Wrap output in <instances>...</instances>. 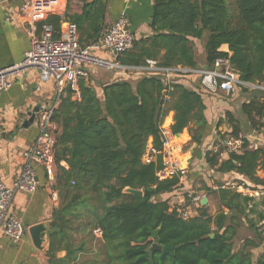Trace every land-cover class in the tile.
<instances>
[{"label": "trees", "instance_id": "16d2710c", "mask_svg": "<svg viewBox=\"0 0 264 264\" xmlns=\"http://www.w3.org/2000/svg\"><path fill=\"white\" fill-rule=\"evenodd\" d=\"M105 13L106 0H90L80 12L66 11L64 17L49 13L37 23V32L49 25L57 38L62 22L69 21L77 27L78 43L91 45L107 28ZM150 28V36L134 38L117 56L119 64L141 67L154 60L159 67H194L191 38L207 33L208 64L226 57L240 81L264 83V0H153ZM222 44L228 45L229 54L219 50ZM124 72L100 85L101 96L92 80L81 79L78 97L65 89L52 113L59 202L50 220L55 231L46 250L49 263L78 264L87 235L98 242L96 253L85 259L89 264H264V197L255 200L222 184L217 189L205 186V194L216 196L226 210L211 214L199 204L197 213L185 218L178 209L192 204L187 195L181 206L161 199L181 185L178 174L157 176L160 154L143 161L149 139L152 149H162V124L170 111L171 132L187 128L191 141L200 142L206 125L201 95L175 80H162L160 74ZM256 97L242 105L253 125L254 116L264 114V103ZM238 133L234 127L231 135ZM224 155L220 159L219 152L207 150L205 162L218 172L237 174L241 179L236 181L249 189H264V178L256 175L257 169L264 171V149H250L244 140L241 150ZM156 228L159 245L174 247L172 253L150 249V231ZM240 231L248 234L241 236ZM236 241L241 243L237 247ZM257 249L256 257L252 251ZM62 250L65 255L57 257Z\"/></svg>", "mask_w": 264, "mask_h": 264}, {"label": "crops", "instance_id": "0c3cea01", "mask_svg": "<svg viewBox=\"0 0 264 264\" xmlns=\"http://www.w3.org/2000/svg\"><path fill=\"white\" fill-rule=\"evenodd\" d=\"M88 1L90 0H59V7L54 13L64 17L66 11L70 13L80 12L82 4ZM19 2L20 0H0V68L20 61L29 47L28 30L30 28H34L38 33V22L31 23L18 13ZM152 10L153 0H106L105 23L108 27L120 15L124 14L128 19L129 29L134 33L135 39L148 37L153 33L150 28ZM206 37L207 33L199 39L191 38L195 66L179 67L203 70L211 66L206 62L204 49ZM219 50L229 54L227 44H222ZM93 53L105 57L104 51L95 50ZM154 62L156 63V61ZM109 71L111 73L103 78V82L89 77L100 96L102 93L101 84L112 81L116 76L126 75L123 70ZM145 73H148V71L136 72L137 75ZM171 79L201 95L206 125L202 138L197 144L191 141L187 128L177 134L171 132L172 111L165 117L162 126L168 132V135L172 136L171 142L176 145L174 156L179 159L184 169V175L181 185L171 192L161 194V199H167L171 206L183 205L186 194L194 192L199 194L201 199L206 196L205 205L209 213L215 214L219 210H226L216 196L214 199L207 196L204 188L206 186L217 189L218 184L228 186L230 183L241 179V177L231 172H218L209 167L205 162L204 155L207 150L212 148L211 146L219 135H231L234 127H238L239 134L244 137L250 149H264V124L260 121L261 117L254 116L253 113L252 115L256 119V124L253 125L242 109V105L248 103L254 96H257L256 100L264 103V90L254 86L262 83H247L248 86L237 85L233 91L226 92L222 89L216 91L204 89L199 76L193 72L171 75L168 81ZM53 89L51 81H39L37 73L30 71L23 77L14 79L8 89L0 92V182L7 186L12 185L13 180L22 168L23 150L34 141L38 134L36 112L32 120H29V113L35 107L39 108L40 103L43 101H49ZM78 94H73V98L78 97ZM151 149V139H149L146 150L150 151ZM224 158V153H221L220 159ZM143 161H147L144 155ZM61 165L66 166L64 162H61ZM35 168L39 180L38 188L30 194L16 192L9 208L10 214L23 223L25 227L24 236L19 242L15 243L4 237L0 231V264H50L46 251L38 250L33 246L27 228L40 222L50 221L52 210L57 207L59 197L58 191L54 187L55 183H47L44 169L39 165ZM256 175L263 179L264 171L257 169ZM241 190L243 189L237 191L241 192ZM241 193L253 196L255 200L264 197V189H248ZM199 204L201 205L200 202ZM187 207L192 214L197 213V204H191ZM258 207L263 209L261 205ZM80 238L79 235L77 240ZM83 239L86 240V249L80 255L78 264H89L86 263L85 259L96 253L95 248L98 242H90L87 235H84ZM252 252H255V256L260 254L259 249ZM64 255L65 251L63 250L56 253L57 257H63Z\"/></svg>", "mask_w": 264, "mask_h": 264}, {"label": "built area", "instance_id": "2783aa9c", "mask_svg": "<svg viewBox=\"0 0 264 264\" xmlns=\"http://www.w3.org/2000/svg\"><path fill=\"white\" fill-rule=\"evenodd\" d=\"M59 0H20L18 13L31 23L39 22L49 14L57 11ZM29 47L24 52L20 61L0 68V92L8 89L14 79L23 77L30 71H35L39 81H51L53 83V94L49 101L40 103L36 112V126L38 134L34 141L22 152L23 165L12 185L7 186L0 182V231L3 236L11 242H19L25 233L23 223L12 214L9 208L16 192L33 193L39 186V180L35 166L44 169L48 184L54 182L56 164L54 160L55 134L57 125L51 119L54 109L58 106L65 89L70 88L74 95L78 92V82L83 79L87 81L91 71L95 67L106 70H133L148 71V73L160 74L162 80L168 81L171 75L186 74L193 72L200 78L202 87L209 91L222 89L226 92L233 91L236 86H248L239 80L236 72L231 68L226 57L216 58L211 66L203 70H192L181 67H159L154 61H147L146 66L129 67L117 62V56L129 49L135 38L129 29L128 19L122 14L111 25H109L99 42L91 45L81 46L78 43V31L74 23L63 21L59 37L53 38L51 27L43 25L40 32L36 33L34 28L28 30ZM95 50L104 51L105 57L93 53ZM93 72V71H92ZM264 74V72H263ZM264 90V83L254 85ZM260 121L264 124V114ZM165 136L162 149L156 151L151 149L145 152L146 162L154 155L160 154L162 167L157 171L160 179L179 176L180 181L184 175V169L177 157L174 155L176 145L171 142V137L162 126ZM244 137L237 135H219L211 146L213 152L228 154L241 150ZM232 189L248 190L243 182L235 181L222 187ZM218 188V187H217ZM192 204L199 205L201 196L190 192L186 194ZM185 201V200H184ZM181 206V205H178ZM183 217L192 213L186 206L178 209ZM94 234L100 236L101 231L95 229ZM1 247V244H0Z\"/></svg>", "mask_w": 264, "mask_h": 264}, {"label": "water", "instance_id": "95a60500", "mask_svg": "<svg viewBox=\"0 0 264 264\" xmlns=\"http://www.w3.org/2000/svg\"><path fill=\"white\" fill-rule=\"evenodd\" d=\"M38 108L35 107L33 109V111H31L29 113L30 115V119L32 120V118L34 117V113L37 112ZM125 192H131L133 194H137V195H141L142 192L140 190H136V189H131V188H125L124 189ZM207 201L206 196H204L201 200L200 203L201 205H205ZM29 237L31 239V242L33 244V246L35 248H37L38 250H47L48 247V242H49V235L51 232L55 231L54 227L50 226V221H45V222H40L37 223L35 225L29 226L27 228ZM157 231L158 228L151 230L150 234L151 237L154 239L153 244L151 245V250H158L161 252V254H165V253H172L174 251V247H167V246H161L158 243V237H157ZM212 236V234H211ZM149 264H152V262L150 261Z\"/></svg>", "mask_w": 264, "mask_h": 264}, {"label": "rangeland", "instance_id": "374dc122", "mask_svg": "<svg viewBox=\"0 0 264 264\" xmlns=\"http://www.w3.org/2000/svg\"><path fill=\"white\" fill-rule=\"evenodd\" d=\"M93 71V72H92ZM91 71V74H90V78L92 79H96V80H98L99 82H103V78L105 77V76H107L109 73H111L109 70H106L105 68H102V67H95V68H93V70ZM89 78V80H91ZM243 190H241V192H242ZM209 197H212V199H214V197H213V195H211V196H209ZM244 231L246 230V229H243ZM240 233H242V231H240ZM246 233L248 234V231H246L245 233H242L241 234V236L242 235H246ZM236 246L239 244V241H236Z\"/></svg>", "mask_w": 264, "mask_h": 264}]
</instances>
